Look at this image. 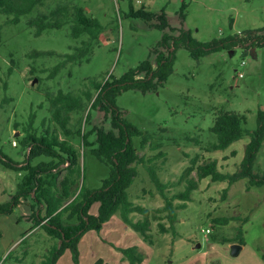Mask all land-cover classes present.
Returning a JSON list of instances; mask_svg holds the SVG:
<instances>
[{
    "label": "rangeland",
    "instance_id": "374dc122",
    "mask_svg": "<svg viewBox=\"0 0 264 264\" xmlns=\"http://www.w3.org/2000/svg\"><path fill=\"white\" fill-rule=\"evenodd\" d=\"M129 5L134 11L144 9L154 15L164 11L170 29L147 28L143 20L128 17ZM58 6H66L69 11L73 6L82 8L101 23L103 30L87 55L88 61L66 62L56 71L63 62L61 55L72 53L87 40V36L71 38L69 25L35 35L28 20ZM9 18L0 13V152L15 163H22L27 156V148L19 141L32 115V128L37 135L55 129L46 94L81 95L89 90L94 97L89 80L104 82L109 76L118 79L145 61L155 69V56L165 52L159 46L162 38L177 37L180 30L199 43L252 39L253 46L238 44L232 50L210 53L198 60L178 47L172 72L162 86L145 93L129 90L115 99L127 121L148 137L143 148L139 146L140 137L133 139L144 163L136 165L137 176L127 190L129 199L150 211L163 205L144 170L146 160L151 161L148 165L156 168L163 182L171 184V195L184 190L186 179L197 182L186 207L177 211L173 231L162 235L151 220V239L146 241L116 212L98 230L83 234L76 246V258L71 250H65L56 264H131L121 252L129 247H136L141 254L140 262L135 264H264V188H248V178L228 186L226 182L198 180L195 171L184 176L192 160L195 166L214 161L222 173L232 174L239 169L248 136L222 151L206 148L216 140L210 128L219 113L244 116V127L251 133L256 130L257 111L264 110V45L259 46V38L264 35V0H42L17 24L9 23ZM142 77L140 74L137 78ZM88 108L87 104L85 111L70 113L69 127L73 131L78 129ZM95 125L111 130L109 119L104 120L102 113L92 110L90 125L83 130L90 131ZM69 140L80 155L85 186L99 188L107 177V166L88 148L82 150L77 135ZM88 141L93 142L94 136H89ZM0 159L3 160L1 155ZM55 162L38 156L30 165ZM252 173H264V138ZM24 174L0 164V204L15 196ZM65 174L62 172L60 179ZM80 184L81 179L75 177L71 197ZM224 189L227 193L222 200ZM97 208L98 204L92 205L88 215L95 216ZM38 211L43 217L44 209L27 196L9 215H0V264H41L51 247L59 246V241L44 229L30 231L31 218ZM132 218L143 217L133 214ZM218 219L228 223L217 224ZM22 239L24 243H20ZM235 245L241 248L232 255Z\"/></svg>",
    "mask_w": 264,
    "mask_h": 264
},
{
    "label": "trees",
    "instance_id": "16d2710c",
    "mask_svg": "<svg viewBox=\"0 0 264 264\" xmlns=\"http://www.w3.org/2000/svg\"><path fill=\"white\" fill-rule=\"evenodd\" d=\"M42 0H0V13L10 16L8 22L17 24L20 17L30 14L34 8L41 4ZM128 17L141 19L147 28L158 30L170 29L164 11L154 15L144 9L134 11L129 5ZM180 19L183 14L180 13ZM28 25L34 28L35 35L42 34L48 29H60L69 25L70 36L78 39L87 36V40L81 43L70 54H63V62L56 67V71L66 62L88 61L93 44L102 33L101 23L89 16L82 8L73 6L71 11L66 6H58L48 14L39 13L28 20ZM259 46L264 45V35L259 38ZM238 44L240 46H253L252 39L212 40L208 43H199L191 38L188 32L180 30L177 37L165 35L159 43L165 52H159L155 56L156 67L153 69L148 61L141 63L135 70L126 71L120 78L109 76L104 82L89 80V86L95 90V96L89 90L81 95L72 92H58L56 95L46 94L49 105L50 120L55 125L54 130H45L37 135L32 128L34 116L30 117L28 125L23 129L24 136L19 144L28 149V154L22 163H15L4 157L1 152L0 164L7 169L24 171L22 180L17 184L15 196L9 201L0 204V215H9L20 203V200L31 196L32 200L41 209L32 216L33 225L31 230L40 227L52 238L59 241V246H52L41 264H56L58 258L65 250H71L74 257L77 256V244L87 231L98 230L111 217L119 212L121 219L134 232L138 233L146 241H150V223L156 222L160 234H168L174 229L177 219V211L186 207L192 191L197 189V182L191 178L186 179V185L182 192L169 194L171 184L163 182L156 168L146 160L145 168L148 178L157 195L163 200V205L150 211L148 208L136 205L129 199L127 190L133 184L137 176L136 165L144 163L138 157L133 145V139L140 137L139 146L143 148L148 137L125 118V113L115 105V99L121 93L129 90H138L142 93L156 90L166 82L172 72L174 51L178 47L184 48L194 60L214 52L232 50ZM140 74L142 78H137ZM87 104L88 112L79 122V127L73 131L70 127V113L85 111ZM98 111L103 114L104 120L109 119L111 130L105 131L101 125H95L90 131L83 128L90 125V111ZM83 120V122H82ZM81 122L83 127L81 126ZM245 117L234 113H219L215 118L211 133L215 136V142L209 144L206 151H222L230 144L241 140L244 136L249 137L244 148V157L238 171L228 174L222 173L214 161L195 166L192 160L191 166L185 169L184 176H190L196 172L198 180L208 179L211 183L226 182L228 186L239 180L248 178L249 187L264 188V173L254 175L252 164L264 138V110H258L256 115V130L249 132L245 129ZM77 135L81 141V148L90 150V154L108 168V174L101 181L97 189H88L84 183V176L79 165V153L69 137ZM94 136V141L89 142V136ZM195 143H199L194 139ZM84 156V153H82ZM38 156H46L55 160L51 164H39L31 166V160ZM62 172L65 176L60 179ZM75 177L81 179L76 194L71 197L70 187ZM227 189L222 191V200L225 199ZM150 194V192H149ZM98 204L95 216L88 215L92 205ZM131 214H139L143 218L133 221ZM65 215V220H64ZM74 222H70L71 220ZM166 222V223H165ZM217 224L226 225L228 220L218 219ZM238 244L243 240L239 231ZM24 243V239L20 241ZM123 256L131 264L140 262L141 254L136 247L121 249ZM10 253L5 257L7 259Z\"/></svg>",
    "mask_w": 264,
    "mask_h": 264
},
{
    "label": "water",
    "instance_id": "95a60500",
    "mask_svg": "<svg viewBox=\"0 0 264 264\" xmlns=\"http://www.w3.org/2000/svg\"><path fill=\"white\" fill-rule=\"evenodd\" d=\"M240 250V246H232V255H236L238 251Z\"/></svg>",
    "mask_w": 264,
    "mask_h": 264
},
{
    "label": "built area",
    "instance_id": "2783aa9c",
    "mask_svg": "<svg viewBox=\"0 0 264 264\" xmlns=\"http://www.w3.org/2000/svg\"><path fill=\"white\" fill-rule=\"evenodd\" d=\"M242 65H244V63H243V62L241 63V66H242ZM238 76H241V74L239 73V74H238ZM12 145H13V146H15V145H16V143H15V142H13V143H12ZM27 150H28V149H27ZM27 154H28V153H27ZM206 232H208V230H207Z\"/></svg>",
    "mask_w": 264,
    "mask_h": 264
},
{
    "label": "crops",
    "instance_id": "0c3cea01",
    "mask_svg": "<svg viewBox=\"0 0 264 264\" xmlns=\"http://www.w3.org/2000/svg\"><path fill=\"white\" fill-rule=\"evenodd\" d=\"M140 206H141V205H140ZM142 207H144V206H142ZM145 208H146V207H145ZM132 215H133V214L130 215V218H131L133 221H139V220H141V219H139V220H138V219H137V220H136V219H133V218H132ZM240 248H241V247H240Z\"/></svg>",
    "mask_w": 264,
    "mask_h": 264
}]
</instances>
